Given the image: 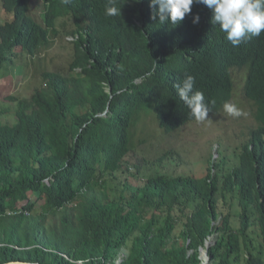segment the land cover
<instances>
[{"label": "trees", "instance_id": "1", "mask_svg": "<svg viewBox=\"0 0 264 264\" xmlns=\"http://www.w3.org/2000/svg\"><path fill=\"white\" fill-rule=\"evenodd\" d=\"M3 6L13 19L0 26V70L47 47L60 19L72 20L78 39L69 73L44 72L30 98L11 95L17 122L0 124V264H202L214 235L208 264H264V35L255 41L261 51L246 41L233 47L200 23L183 48L182 21L170 28L153 19L150 0H116L121 16L105 14L109 0H44L43 23L30 15L31 0ZM243 69L258 125L231 170L219 152L203 178L160 174L112 197L109 179L130 171L143 116L165 134L194 122L177 93L185 75L209 116L220 113L235 84L218 73ZM233 192L239 228L219 211Z\"/></svg>", "mask_w": 264, "mask_h": 264}, {"label": "rangeland", "instance_id": "2", "mask_svg": "<svg viewBox=\"0 0 264 264\" xmlns=\"http://www.w3.org/2000/svg\"><path fill=\"white\" fill-rule=\"evenodd\" d=\"M4 10L3 0H0V26L13 19V14ZM44 12V0H31L30 15L35 21L43 23ZM57 27L59 35L47 47L33 57L18 56L16 63L15 59L8 61L0 70V124L13 125L17 122L16 104L10 99L11 95L30 98L43 86L44 72L69 73L75 55L74 44L69 39L74 24L70 18L60 19ZM244 78L243 72L234 75L235 92L229 101L243 113L239 117H233L223 109L220 114L209 116L208 120L195 121L165 134L157 127L153 116H143L135 133V151L129 157L130 171L109 179V186L113 188L112 197L124 191L126 184L141 186L150 177L160 174L203 178L209 173L211 157L217 160L219 152L228 159L226 170H231L238 163L237 154L241 145L248 141L250 129L257 126L254 118L256 109L243 95ZM219 211L231 215L233 226L240 227L241 207L237 193L227 194L226 200L220 201ZM251 215L253 227L250 234L255 247L261 249L262 230L255 209L251 210ZM209 242L211 246L215 243V235ZM123 254L127 255V250L124 249ZM202 260L205 263L209 261L206 248ZM242 264H246L244 260Z\"/></svg>", "mask_w": 264, "mask_h": 264}, {"label": "clouds", "instance_id": "3", "mask_svg": "<svg viewBox=\"0 0 264 264\" xmlns=\"http://www.w3.org/2000/svg\"><path fill=\"white\" fill-rule=\"evenodd\" d=\"M157 5L158 11L153 19L158 16L159 21L170 28H178L177 24L182 21V35L183 39L186 38L183 48L193 47L190 43L194 38V27L200 23H207L216 34L233 47L246 41L259 48L255 41L264 35V0H150V7L155 8ZM105 14L107 16H121V8L116 7V0H109ZM69 39L73 43L77 41L78 36L72 35ZM258 56L252 55L251 63ZM234 60H236V56L233 58ZM236 72L244 73L245 86L248 75L247 69L230 70L218 74L226 78L228 75H232L234 81ZM194 86L195 78L192 75H185L182 83L176 85L177 93L190 110L195 121L202 122L209 119L211 108L205 100L204 93L200 90H194ZM223 109L233 117H239L243 114L238 106L231 102H225ZM220 113L213 112L211 115Z\"/></svg>", "mask_w": 264, "mask_h": 264}, {"label": "water", "instance_id": "4", "mask_svg": "<svg viewBox=\"0 0 264 264\" xmlns=\"http://www.w3.org/2000/svg\"><path fill=\"white\" fill-rule=\"evenodd\" d=\"M215 160H216V157L213 158V161H215ZM205 246H206L205 248H206L207 256L209 257V260H210V256L208 255V250H209V248L211 246V243L210 242L208 243V241H207L206 244H205ZM203 250H204V248L201 249V259H202ZM208 262H206V263L205 262H202V264H208Z\"/></svg>", "mask_w": 264, "mask_h": 264}, {"label": "built area", "instance_id": "5", "mask_svg": "<svg viewBox=\"0 0 264 264\" xmlns=\"http://www.w3.org/2000/svg\"><path fill=\"white\" fill-rule=\"evenodd\" d=\"M68 258V257H67ZM121 262H122V258L119 260V262H118V264H121ZM82 263V262H81Z\"/></svg>", "mask_w": 264, "mask_h": 264}, {"label": "bare ground", "instance_id": "6", "mask_svg": "<svg viewBox=\"0 0 264 264\" xmlns=\"http://www.w3.org/2000/svg\"><path fill=\"white\" fill-rule=\"evenodd\" d=\"M259 49V48H258ZM263 50V49H262ZM261 51V50H260ZM263 52H264V50H263ZM223 108V107H222ZM258 123H260V122H258ZM256 128V127H255Z\"/></svg>", "mask_w": 264, "mask_h": 264}]
</instances>
